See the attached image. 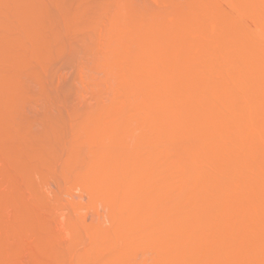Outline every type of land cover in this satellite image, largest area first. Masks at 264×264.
<instances>
[{
  "label": "rangeland",
  "instance_id": "1",
  "mask_svg": "<svg viewBox=\"0 0 264 264\" xmlns=\"http://www.w3.org/2000/svg\"><path fill=\"white\" fill-rule=\"evenodd\" d=\"M1 1L0 264H264V0Z\"/></svg>",
  "mask_w": 264,
  "mask_h": 264
},
{
  "label": "bare ground",
  "instance_id": "2",
  "mask_svg": "<svg viewBox=\"0 0 264 264\" xmlns=\"http://www.w3.org/2000/svg\"><path fill=\"white\" fill-rule=\"evenodd\" d=\"M12 1H13V0H12ZM34 1H35V0H34ZM61 1H62V0H61ZM73 1H74V0H73ZM84 1H85V0H84ZM86 1H87V0H86ZM133 1H135V0H133ZM14 2H16V1H14ZM14 2H12V3H14ZM30 2H32V1H30ZM30 2H29V4H30ZM35 2H37V1H35ZM39 2H40V1H39ZM46 2H47V1H46ZM48 2H49V1H48ZM52 2H53V1H52ZM54 2H56V1H54ZM62 2H63V1H62ZM81 2H82V1H81ZM91 2H92V1H91ZM96 2H97V1H96ZM37 3H38V2H37ZM99 3H100V2H98V4H99ZM123 3H124V1L122 2V5H123ZM132 3H133V2H132ZM0 4H2V1H1ZM3 4H4V3H3ZM40 4H41V3H40ZM88 4H89V3H88ZM92 4H95V3L92 2ZM103 4H104V3H103ZM136 4H137V3H136ZM26 5H27V4H26ZM95 5H96V4H95ZM124 5H125V4H124ZM5 6H7V4H6ZM8 6H9V5H8ZM15 6H16V3H15ZM49 6H50V5H49ZM54 6H55V5H54ZM57 6H58V5H57ZM84 6H85V4H84ZM84 6H83V5L79 6V10H80L81 8H83ZM86 6H87V5H86ZM90 6H91V5H90ZM46 7H47V6H46ZM101 7H102V6H101ZM136 7H138V6L136 5ZM1 8H2V7H1ZM3 8H4V7H3ZM33 8H35V7H33ZM44 8H45V7H44ZM50 8H51V7H50ZM59 8H60V6H59ZM69 8H70V7H69ZM88 8H89V7H88ZM94 8H95V6H94ZM94 8H93V9H94ZM97 8H98V7L96 6L95 9H97ZM99 8H100V7H99ZM103 8H104V7H103ZM15 9H16V8H15ZM40 9H41V8H40ZM47 9H48V8H47ZM66 9H67V8H65L64 10H66ZM104 9H105V8H104ZM110 9H111V8H110ZM136 9H137V8H136ZM136 9H135V10H136ZM6 10H7V9H6ZM17 10H18V9H17ZM25 10H26V9H25ZM30 10H32V9H30ZM34 10H35V9H34ZM34 10H33V11H34ZM43 10H44V9H43ZM50 10H51V9H50ZM62 10H63V9H62ZM127 10H128V9H127ZM0 11H1V10H0ZM13 11H14V9H13ZM13 11H12V12H13ZM45 11H46V10H45ZM89 11H90V10H89ZM112 11H113V10H112ZM14 12H17V11H14ZM35 12H36V11H35ZM37 12H38V11H37ZM37 12H36V14H37L38 16H40V14H38ZM48 12H49V11H48ZM48 12H47V13H48ZM54 12H55V11H54ZM68 12H69V11L67 10L66 12H63V14L61 15V21H62V22H65V23H66V22H70V21H71V22H72V21H75V22L77 23V25L80 27V30H81V31H86V30H88V28H93V27H94L93 30L89 29V31L91 30V32H92V31H94V29H95V31L98 30V29H96V28L98 27V25H99V24H98V23H99L98 21H97V25L94 24V26H93L92 23H91L90 21H89L90 23L88 22L89 24H87V23L85 22V19L81 17L82 15L79 16V17H81V18H79L77 15L72 16V15H70ZM71 12H72V11H71ZM91 12L93 13V11H91ZM96 12H98V11H96ZM107 12H108V11H107ZM132 12H133V11H132ZM31 13H32V11H31ZM42 13H43V12H42ZM112 13H113V12H112ZM126 13H127V12H126ZM2 14H3V13H2ZM21 14H22V13H21ZM23 14H24V13H23ZM26 14H27V13H26ZM36 14H35V15H36ZM50 14H51V13H50ZM57 14H58V13H57ZM93 14H94V13H93ZM97 14H98V13H97ZM14 15H15V14H13V17H14ZM18 15H20V14H18ZM90 15H91V14H90ZM33 16H34V14H33ZM38 16H37V17H38ZM84 16H85V15H84ZM97 16H98V15H97ZM22 17H23V16H22ZM25 17H26V16H25ZM25 17H24V18H25ZM31 17H32V16H31ZM46 17H47V16H46ZM48 17H49V15H48ZM91 17H92V15H91ZM18 18H19V16H18ZM26 18H27V17H26ZM85 18H86V17H85ZM89 18H90V17H89ZM16 19H17V18H16ZM19 19H20V18H19ZM37 19H38V18H37ZM83 19H84V20H83ZM87 19H88V18H87ZM87 19H86V21H88ZM90 19H91V18H90ZM95 19H97V18H95ZM95 19H94V20H95ZM98 19H99V18H98ZM14 20H15V19H14ZM31 20H32V19H30V20L28 19V20H26V21H31ZM38 20L40 21V19H38ZM38 20L35 21V22L37 23ZM41 20H42V19H41ZM21 21H23V20H21ZM24 21H25V20H24ZM26 21H25L24 23H26ZM33 21H34V19H33ZM33 21H31V22L34 23ZM99 21H100V19H99ZM122 21H123V20H122ZM125 21H126V20H125ZM129 21H130V20H129ZM13 22H14V21H13ZM43 22H44V20H43ZM50 22H51V21H50ZM27 23H28V22H27ZM38 23H39V22H38ZM93 23H94V22H93ZM110 23H111V22H110ZM40 24H42V23H40ZM46 24H47V23H46ZM48 24H49V23H48ZM90 24H91L92 26H91ZM101 24H102V23H101ZM108 24H109V23H108ZM108 24H107V25H108ZM123 24H124V23H122V25H123ZM11 25H12V24H11ZM22 25H23V23H22ZM26 25H27V24H25L24 26H26ZM28 25H29V24H28ZM28 25H27V26H28ZM33 25H35V24H33ZM42 25H45V24H42ZM42 25H41V26H42ZM112 25H113V24H112ZM112 25H109V26H112ZM124 25H126V24H124ZM13 26H14V25H13ZM17 26H18V24H17ZM30 26H31V25H30ZM38 26H39V24H38ZM51 26H52V25H51ZM54 26H55V25H54ZM95 26H97V27H95ZM104 26H105V25H104ZM104 26H103V27H104ZM128 26H129V24H128ZM130 26H131V25H130ZM28 27H29V26H28ZM31 27H33V26H31ZM100 27H101V25H100ZM100 27H99V28H100ZM113 27H114V26H113ZM139 27H141L140 24H139ZM8 28H10V25H9ZM17 28H18V27H17ZM43 28H44V27H43ZM114 28H116V27H114ZM153 28H154V27H153ZM11 29H12V28H11ZM13 29H14V28H13ZM13 29L10 30V31H13ZM28 29H29V28H28ZM63 29H64V28H63ZM107 29H108V28H106V30H107ZM109 29H111V27H110ZM112 29H113V28H112ZM130 29H131V28H130ZM132 29H133V28H132ZM136 29H137V28H136ZM14 30H15V29H14ZM24 30H25V29H24ZM24 30H23V33H24ZM46 30H47V29H46ZM101 30H102V29H101ZM106 30H105V32H106ZM113 30H114V29H113ZM119 30H120V29H119ZM137 30H138V29H137ZM153 30H154V29H153ZM25 31H26V32H30L29 34L25 32V35H26V36L28 35L27 37H30V36L32 37L33 34L30 35L31 33H33V32H32V31H33L32 29H31V30H27V28H26ZM40 31H41V30H40ZM114 31H115V30H114ZM18 32H19V30H18ZM110 32H111V31H110ZM112 32H113V31H112ZM123 32H124V30H123ZM137 32H138V31H137ZM142 32H143V31H142ZM12 33H13V32H12ZM34 33H35V29H34ZM81 33H82V32H81ZM89 33H90V32H89ZM92 33H93V32H92ZM95 33H96V32H95ZM103 33H104V32H103ZM118 33H119V32H118ZM20 34H21V33H20ZM35 34H36V33H35ZM35 34H34V35H35ZM37 34H38V32H37ZM47 34H48V33H47ZM69 34H71V33H69ZM76 34H77V33H76ZM85 34H86V33H85ZM106 34H107V33H106ZM108 34H109V32H108ZM111 34H112V37H113V35L115 34V32H113V33H111ZM111 34H110V35H111ZM143 34H144V33H143ZM29 35H30V36H29ZM72 35H73V34H72ZM78 35L81 36L80 33H79ZM86 35H87V34H86ZM100 35H101V34H100ZM100 35H99V36H100ZM120 35H121V34H120ZM138 35H139V34H138ZM23 36H24V35H23ZM52 36H53V35H52ZM61 36H62V35H61ZM80 36H79V37H80ZM91 36H92V34H91ZM96 36H97V35H96ZM99 36H98V37H99ZM105 36L107 37L108 35H105ZM118 36H119V35H118ZM10 37H11V36H10ZM27 37H26V38H27ZM35 37H37V36L35 35V36L32 37V38H35ZM53 37H54V36H53ZM76 37H77V36H76ZM102 37H104V36H102ZM102 37H101V38H102ZM106 37H105V38H106ZM108 37H110V36H108ZM114 37H116V36L114 35ZM123 37H124V36H123ZM141 37H142V36H141ZM32 38H29V39H32ZM55 38H56V37H55ZM74 38H75V37H74ZM105 38H104V39H105ZM29 39H28V40H29ZM37 39H38V38H37ZM50 39H51V38H50ZM52 39H53V38H52ZM57 39H58V38H57ZM60 39H61V38H60ZM144 39H145V38H144ZM28 40H27V41H28ZM35 40H36V39H35ZM35 40H34V41H35ZM39 40H40V39H39ZM39 40H38V41H39ZM42 40H43V39H42ZM42 40H41V41H42ZM45 40H46V39H45ZM63 40H64V39H63ZM9 41H10V40H9ZM36 41H37V40H36ZM56 41H57V40H56ZM56 41H55L54 43H57V42H58V41H57V42H56ZM64 41H65V40H64ZM66 41H67V40H66ZM119 41H120V40H119ZM30 42H31V41H30ZM43 42H44V41H43ZM61 42H62V41H61ZM86 42H87V41H86ZM113 42H114V41H113ZM117 42H118V41H117ZM127 42H128V41H127ZM36 43H38V42H36ZM54 43H53V44H54ZM63 43H64V42H63ZM16 44H17V43H16ZM31 44H32V43H31ZM38 44H39V43H38ZM50 44H52V43H50ZM60 44H61V43H57V45L59 46V48L62 47V46H60ZM104 44H105V43H104ZM26 45H27V44H26ZM32 45H33V44H32ZM34 45H35V44H34ZM57 45L54 44L53 47H54V46H55V47L52 48V46H51V47H50L51 50H50V49H49V50H50V51L58 50V48H57L58 46H57ZM66 45H67V44H66ZM56 46H57V47H56ZM90 46H91V45H90ZM90 46H88V48H86L87 50H85V51H86V53H85V54H86V55H85L86 57H85V58H87V60H89V59L92 60V58H93V56H94V51L97 49L96 47H95L96 49H93L92 47H94V46H91V47H90ZM96 46H97V45H96ZM16 47H17V45H16ZM31 47H32V46H31ZM36 47H38V46H36ZM36 47H35V49H36ZM48 47H49V46H48ZM63 47H65V46H63ZM63 47H62V48H63ZM71 47H72V46H71ZM9 48H10V46H9ZM33 48H34V47H33ZM25 49H26V48H25ZM25 49H24V50H25ZM47 49H48V48H47ZM52 49H53V50H52ZM79 49H80V48H79ZM82 49H84V48H82ZM59 50H60L59 52H61V48H60ZM67 50H68V48H63V49H62V53H63V54H64V52L66 53ZM30 51H31V50H30ZM33 51H36V50H33ZM33 51H32V52H33ZM82 51H83V50H82ZM42 52H43V51H42ZM46 52H47V51H46ZM54 52H55V51H54ZM56 52H57V51H56ZM56 52H55V53H56ZM95 52H96V51H95ZM153 52H154V51H153ZM30 53H31V52H30ZM39 53H40V51H39ZM49 53H50V52H49ZM55 53H54V55H55ZM82 53H83V52H82ZM115 53H116V52H115ZM146 53H147V52H146ZM36 54H37V53H36ZM51 54L53 55V52H51ZM97 54H98V52H97ZM113 54H114V53H113ZM119 54H120V53H119ZM121 54H122V53H121ZM49 55H50V54H49ZM52 55H50L51 59H53V58H52ZM140 55H141V54H140ZM13 56H14V55H13ZM46 56H47V54H46ZM96 56H97V55H96V53H95V56H94V57H96ZM111 56H112V55H111ZM109 57H110V56H109ZM118 57H119V56H118ZM153 57H155V56H153ZM80 58H82V57H80ZM119 58H120V57H119ZM37 59H38V57L36 58V60H37ZM99 59H100V58H99ZM144 59H146V58H144ZM93 60H94V59H93ZM96 60H97V57H96ZM102 60H103V59H102ZM104 60H106V62H107V58L104 59ZM110 60H112L111 57H110ZM113 60H114V59H113ZM94 61H95V60H94ZM130 61H131V60H130ZM41 62H42V61H41ZM88 62H89V61H88ZM109 62H110V61H109ZM81 63H82V62H81ZM100 63H103V61L100 62ZM106 64H107V63H106ZM94 65L96 66V65H99V64L96 63V64H94ZM100 65H101V64H100ZM103 65H104V64H103ZM41 66H42V65H41ZM95 66H93V67H95ZM12 67H13V66H12ZM108 68H109V67H108ZM161 68H162V67H161ZM96 69H97V68H96ZM98 69H100V68H98ZM120 69H121V68H120ZM122 69H123V68H122ZM125 69H126V68H125ZM154 69H155V68H154ZM11 70H12V69H11ZM16 70H17V69H16ZM123 70H124V69H123ZM126 70H127V69H126ZM155 70H156V69H155ZM155 70H154V71H155ZM115 71H116V70H115ZM115 71H114V72H115ZM118 71H119V70H118ZM14 72H15V70H14ZM17 72H18V70H17ZM20 72H21V71H20ZM114 72H112V73H114ZM96 73H98V71H96ZM99 73H100V72H99ZM120 73H121V71H120ZM12 74H13V73H12ZM104 74H105V73H104ZM106 74H107V73H106ZM154 74H155V73H154ZM14 75H16V74H14ZM22 75H23V74H21L20 76H22ZM96 75H97V74H96ZM109 75H110V74H109ZM17 76H18V75H17ZM17 76H16V77H17ZM100 76H101V75H100ZM107 76H108V74H107ZM107 76H106V77H107ZM16 77H15V78H16ZM18 77H19V76H18ZM86 77H87V76H86ZM86 77H85V78H86ZM88 77H89V76H88ZM103 77H104V76H103ZM98 78H99V77H98ZM81 79H82V78H81ZM88 79H89V78H88ZM154 80H155V79L153 78V81H154ZM90 81H91V80H90ZM105 81H106V80H105ZM151 81H152V80H151ZM73 82H74V81H73ZM79 82H80V81H79ZM84 82H85V81H84ZM94 82H95V81H94ZM155 82H156V81H155ZM201 82H202V81H201ZM95 83H96V82H95ZM81 84H82V83H81ZM93 84H94V83H93ZM100 84H101V83H100ZM103 84H104V83H103ZM111 84H112V83H111ZM90 85H91V84H90ZM115 87H116V86H115ZM151 87H152V86H151ZM75 88H76V87H75ZM113 89H115V88H113ZM104 90H105V89H104ZM91 91H92V90H91ZM105 91H106V90H105ZM98 92H99V91H98ZM108 92H109V91H108ZM93 93H94V92H92V94H93ZM79 94H80V93H79ZM96 95H98V94H95V96H96ZM92 97H93V95H92ZM78 98H79V97H78ZM98 98H99V96H98ZM95 99H96V97H95ZM77 100H78V99H77ZM85 100H86V99H85ZM98 100H99V99H98ZM96 101H97V100H96ZM82 102H83V101H82ZM84 102H85V101H84ZM84 102H83V103H84ZM124 102H125V101H124ZM86 104H87V103H86ZM195 104H198V103H195ZM72 105H73V104H72ZM72 105H71V106H72ZM67 106H68V105H67ZM74 108H75V107H74ZM86 108H87V107H86ZM68 110H69V109H68ZM73 110H74V109H73ZM75 110H76V112H77V109H75ZM91 110H92V109H91ZM84 111H85V110H84ZM98 111H99V110H98ZM105 111H106V110H105ZM82 112H83V111H82ZM89 112H90V111H89ZM96 112H97V111H96ZM100 112H101V111H100ZM102 112H103V111H102ZM72 113H75V112H72ZM87 113H88V112H87ZM92 113H93V112H92ZM114 113H115V112H114ZM67 114H68V113H67ZM110 114H113V112L110 113ZM86 115H87V114H86ZM91 115H92V114H91ZM92 116H93V115H92ZM114 116H115V115H114ZM182 116H183V115H182ZM82 117H83V115H82ZM89 117H90V116H89ZM70 118H71V117H70ZM75 118H76V117H75ZM77 118H78V117H77ZM84 118H86V116H85ZM102 118H103V117H102ZM179 118H180V117H179ZM80 119H81V117H80ZM90 119H92V118H90ZM104 119H105V118H104ZM112 119H114V118H112ZM115 119H116V118H115ZM182 119H183V118H182ZM85 120H86V119H85ZM85 120H84V121H85ZM101 120H102V119H101ZM140 120H141V119H140ZM148 120H149V119H148ZM179 120H180V119H179ZM179 120H177V121H179ZM183 120H184V119H183ZM188 120H190V119H188ZM59 121H60V120H59ZM74 121H77V120L75 119ZM78 121H79V120H78ZM86 121H87V120H86ZM99 121H100V120H99ZM112 121H113V120H112ZM138 121H139V120H138ZM102 122H103V121H102ZM101 124H102V123H101ZM145 125H146V124H145ZM170 126H171V125H170ZM185 126H186V125H185ZM189 126H190V125H189ZM189 126H188V127H189ZM194 126H195V125H194ZM192 127H193V126H192ZM194 128H195V127H194ZM184 129H185V128H184ZM189 129H190V128H189ZM131 130H132V129H131ZM74 131H75V130H74ZM76 131H77V130H76ZM76 131H75V132H76ZM186 131H187V130H186ZM186 131H185V132H186ZM79 132H80V131H79ZM185 132H184V133H185ZM72 133H73V132H72ZM187 133H188V131H187ZM97 134H99V133L97 132ZM185 135H186V133H185ZM190 135H191V134H190ZM74 136H75V135H74ZM97 136H98V135H97ZM188 136H189V135H188ZM75 137H76V136H75ZM80 137H81V136H80ZM84 137H85V136H84ZM73 139H74V137H73ZM77 139L79 140L80 138H77ZM107 139H108V138H107ZM124 139H125V138H124ZM110 142H111V141H110ZM109 147H110V146H109ZM75 150H76V149H75ZM71 151H72V150H71ZM73 151H74V150H73ZM73 151H72V152H73ZM71 155H72V154H71ZM124 157H125V156H124ZM69 158H71V157H69ZM72 158H73V157H72ZM75 160H76V159H75ZM70 161H71V160H69V162H70ZM76 161H78V160H76ZM127 161H128V160H127ZM59 162H60V161H59ZM124 163H126V162H124ZM58 164H59V163H58ZM58 164H55V165L57 166ZM62 164H63V163H62ZM73 164H74V163H73ZM63 165H64V164H63ZM71 165H72V164H71ZM75 165H76V164H75ZM77 165H79V164H77ZM98 165H99V162H98ZM99 166H101V165H99ZM59 167H60V165H59ZM62 167H63V166H62ZM96 167H97V166H96ZM63 168H65V167H63ZM75 168H76V167H75ZM78 168H79V167H78ZM80 168H82V167H80ZM61 169H62V168H61ZM67 169H68V168H67ZM76 170H77V168H76ZM72 171H73V170H72ZM78 171H80V170H78ZM78 171H77V172H78ZM72 174H73V172H72ZM73 175H74V174H73ZM129 175H130V174H129ZM123 178H125V177H122V179H123ZM137 178H139V177H137ZM96 180H97V179H96ZM94 181H95V180H94ZM94 181H93V182H94ZM122 181H123V180H122ZM89 183H90V182H89ZM127 183H128V182H127ZM90 184H91V183H90ZM94 184H95V183H94ZM124 184H125V183H124ZM95 185H96V184H95ZM99 185H100V184H99ZM89 186H90V185H89ZM124 186H125V185H124ZM129 186H130V185H129ZM97 187H99V186L97 185ZM127 189H128V188H127ZM96 190H98V189H96ZM94 191H95V190H94ZM95 192H96V191H95ZM99 192H100V191H99ZM96 193H97V192H96ZM128 196H129V195H128ZM130 200H131V199H130ZM132 201H133V199H132ZM131 205H132V204H131ZM124 207H125V206H124ZM119 220H121V218H120ZM120 222H121V221H120ZM135 234H136V232H135ZM124 241H125V240H124ZM122 243H124V242H122ZM121 247H122V246H121ZM124 248H125V247H124ZM127 250H128V249H127ZM127 253H128V251H127ZM173 258H174V257H173ZM172 261H173V260H172ZM173 262H174V261H173ZM171 263H172V262H171ZM182 263H183V262H182ZM173 264H174V263H173Z\"/></svg>",
  "mask_w": 264,
  "mask_h": 264
}]
</instances>
